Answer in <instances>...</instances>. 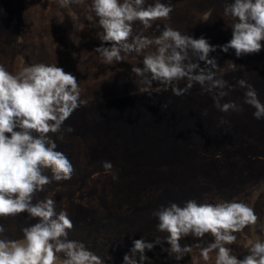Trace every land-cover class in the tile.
<instances>
[{"label":"rangeland","instance_id":"1","mask_svg":"<svg viewBox=\"0 0 264 264\" xmlns=\"http://www.w3.org/2000/svg\"><path fill=\"white\" fill-rule=\"evenodd\" d=\"M91 2L61 9L57 0H0V64L16 72L34 63H56L77 77L81 99L87 101L63 126L73 132L49 134L73 164L72 178L53 182L35 199L51 195L57 211L66 210L73 222L68 238L84 243L105 264H123L136 239L154 243L166 236L157 230L158 220L152 215L161 206L215 197L243 201L254 208L259 222L238 233L230 246L242 259L251 243L264 241V119L253 117L255 109L244 103L245 89L238 86L219 103L235 102L241 111L227 113L216 107L214 93L204 92L199 84L182 96L156 82L150 86L151 95L140 93L149 86L131 68L143 67V55L154 49L103 64L94 51L102 41ZM162 2L172 5L171 19L147 30L137 22L134 34L154 37L168 24L193 38L203 36L214 46L231 40L234 21L224 15V7L233 0ZM209 58L216 59L218 78L230 85L245 79L264 103V49L237 58L233 49L225 53L217 47ZM187 83L181 80L179 86ZM103 161L112 163L116 180L105 174ZM26 218L27 214L0 218L2 235L21 239L22 227L37 222ZM211 240L206 235L203 243ZM199 242L191 236L181 241L193 245L181 261L162 250L170 247L166 242L145 255L150 264H204L195 247ZM214 258L213 253L208 264H214Z\"/></svg>","mask_w":264,"mask_h":264},{"label":"clouds","instance_id":"2","mask_svg":"<svg viewBox=\"0 0 264 264\" xmlns=\"http://www.w3.org/2000/svg\"><path fill=\"white\" fill-rule=\"evenodd\" d=\"M57 3L65 9L83 0ZM91 8L98 17L101 31L97 35L102 41L94 51L103 64L113 65L125 61L129 54L139 56L154 49L143 55V67L131 68L140 82L149 86L141 88L140 93L151 95L150 86L156 82L165 91L171 89L173 95L182 96L199 84L204 92L214 93L216 107L227 113L241 111L235 102L219 103L238 86L245 89L244 103L255 109L253 117L264 119V103L254 86L245 79L230 85L218 78L216 59L209 58L217 47L225 53L233 49L237 58L264 49V0H233L225 5L224 15L234 23L231 40L222 46L211 45L203 36L182 34L168 24L154 37L142 32L134 34L133 25L137 22L147 30L157 21L171 19L174 9L162 0H92ZM58 22L62 23L63 18ZM200 62L205 66L201 67ZM181 80L188 81L183 88L179 86ZM81 94L77 77L56 63H34L16 72L0 64V218L27 214V220L37 221L22 227L21 239L4 237L5 228L0 225V264H105L84 243L68 238L73 222L66 210L57 211L51 195L35 199L46 186L70 180L75 172L70 159L57 150V143L49 134L74 131L63 126L74 111L87 104ZM166 108L162 105V109ZM59 139H63L62 134ZM102 168L113 180L118 178L110 161H103ZM152 215L158 220L157 230L166 236L157 237L154 243L143 238L134 240L123 264H150L146 250L151 251L162 242L170 246L162 250L181 261L193 251V245L181 244L190 236L200 241L195 247L204 264L212 260L213 253L214 264H264V241L251 243L242 259L230 247L236 243L238 233L259 222L254 208L243 201L217 198L210 203L191 199L182 206L170 202ZM206 235L212 240L204 244Z\"/></svg>","mask_w":264,"mask_h":264},{"label":"trees","instance_id":"3","mask_svg":"<svg viewBox=\"0 0 264 264\" xmlns=\"http://www.w3.org/2000/svg\"><path fill=\"white\" fill-rule=\"evenodd\" d=\"M217 198H220V197H215V198H213L212 200H210V201H208V202H210V203H214V202H216V199Z\"/></svg>","mask_w":264,"mask_h":264}]
</instances>
